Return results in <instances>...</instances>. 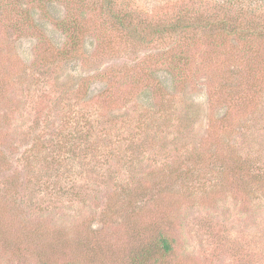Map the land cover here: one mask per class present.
Instances as JSON below:
<instances>
[{
	"label": "rangeland",
	"instance_id": "374dc122",
	"mask_svg": "<svg viewBox=\"0 0 264 264\" xmlns=\"http://www.w3.org/2000/svg\"><path fill=\"white\" fill-rule=\"evenodd\" d=\"M160 233L143 264H264V0H0V264Z\"/></svg>",
	"mask_w": 264,
	"mask_h": 264
},
{
	"label": "trees",
	"instance_id": "16d2710c",
	"mask_svg": "<svg viewBox=\"0 0 264 264\" xmlns=\"http://www.w3.org/2000/svg\"><path fill=\"white\" fill-rule=\"evenodd\" d=\"M154 246V247H153ZM146 245V249H143L138 257H133L131 260L132 264H143L145 261L151 258L152 253L149 251V248H156L154 253H157L159 250L160 253L164 256L169 255L173 251V246L171 239L165 233H160L158 237H156L154 245Z\"/></svg>",
	"mask_w": 264,
	"mask_h": 264
}]
</instances>
